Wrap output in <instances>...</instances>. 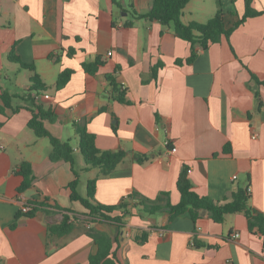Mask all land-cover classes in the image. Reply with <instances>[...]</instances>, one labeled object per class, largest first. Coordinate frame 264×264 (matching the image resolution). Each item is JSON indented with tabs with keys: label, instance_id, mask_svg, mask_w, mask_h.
I'll return each instance as SVG.
<instances>
[{
	"label": "crops",
	"instance_id": "1",
	"mask_svg": "<svg viewBox=\"0 0 264 264\" xmlns=\"http://www.w3.org/2000/svg\"><path fill=\"white\" fill-rule=\"evenodd\" d=\"M152 1L0 0V93L22 95L29 87L31 72L8 61L14 48L47 87L33 96L57 116L55 123H44L46 130L73 148L82 198L87 182L97 179L94 199L102 205L117 206L132 192L151 201L168 193L176 205L177 177L186 167L200 196L223 203L247 189L249 205L264 215V85L253 78L264 83V0L252 1L263 14L228 38L206 50L194 45L190 63L191 45L171 27L136 17ZM220 2L228 25L235 20L228 13H244L243 0ZM216 10V0H190L181 21L206 23ZM70 49L73 56L67 55ZM95 59L103 65L86 74L82 64ZM65 70L73 74L56 90ZM108 76L125 91V104L112 98ZM12 105L27 107L20 100ZM30 118L27 108L0 114V264H88L97 251L88 229L112 241L121 264H264L262 239L249 232L242 213L226 215L221 224L205 213L194 223L186 216L169 221L166 213L139 216L135 210L121 228L93 220L70 199V165L49 160V141L27 127ZM74 124L86 125L100 151L126 153L109 176L83 170ZM139 156L144 163L135 162ZM24 162L33 182L18 192ZM23 204L36 207L33 217L21 214ZM64 216L70 231L49 234L48 227ZM143 234L145 242H137Z\"/></svg>",
	"mask_w": 264,
	"mask_h": 264
},
{
	"label": "trees",
	"instance_id": "2",
	"mask_svg": "<svg viewBox=\"0 0 264 264\" xmlns=\"http://www.w3.org/2000/svg\"><path fill=\"white\" fill-rule=\"evenodd\" d=\"M112 1L115 2V0ZM252 1L243 0L244 13L242 16L238 17L236 12L228 13V15L235 18L230 25L226 22L227 14L224 12L220 0H216L217 10L215 15L206 23H182V10L190 0H153L150 10L144 14H136V17L148 21H156L163 26L171 27L175 36L191 45V54L186 60L190 63L196 57L194 45L198 44L203 50H206L210 45L219 43L223 37L228 38L247 19L262 15L263 12L257 11L252 7ZM235 2L236 0H231L232 5ZM73 54L74 51L72 49L67 52L68 56H73ZM7 58L9 62L17 64L20 69L31 72V76L29 78V87L24 94L9 95L5 91L0 93L2 103L0 114H3L6 109L12 110L13 113H17L23 108L30 110L31 118L27 123V127L36 137L48 139L51 147L49 153V160L51 162L62 161L70 165L75 177L68 185L70 199L71 201L79 202L87 211V215L93 220L113 223L121 228L124 220L134 215L133 210H135V214L139 216H153L166 213L169 221L186 216L194 223L205 213L214 223L221 224L226 215L242 213L247 220L249 232L258 234L261 237L264 248V215L249 205L250 195L248 190L238 189L233 193L230 200L223 203L214 202L210 198L200 196L193 191L192 184L187 177L186 167H183L177 177L176 188L180 195V201L176 205L170 203L168 193H163L157 200L151 201L137 192H132L129 196H126L117 206L102 205L94 199L97 179L87 182L86 196L84 198L79 196L77 192L78 173L74 169L73 148L69 141L55 138L46 130L44 123H55L57 116L51 108L45 109L42 105L38 104L33 96L44 93L47 87L42 83L36 73L35 67L21 61L14 48L9 52ZM102 65L103 63L99 59H95L91 63H83L82 69L86 74L92 76ZM157 68H152L153 77H156ZM72 74V70L61 72L57 77L55 89L60 90L63 88L70 80ZM253 78L258 85H264V83L259 82L254 76ZM107 79L111 85L112 98L120 104H125V91L116 87L111 76H108ZM14 100L23 101L27 107H14L12 105ZM103 110L101 109V111ZM73 127L78 137V151L85 164L83 170L96 168L99 170L100 177H106L126 158V153L123 151H100L95 146V136L87 131L85 124H74ZM145 160V157L139 156L135 159V162L142 164ZM18 174L22 178L18 192H24L33 182L30 165L26 162L22 163ZM29 206L31 209L24 216L31 218L36 211V207L33 204ZM70 229L71 225L68 223V217L64 216L58 225L48 227V232L49 234L65 235ZM87 235L97 247L96 253L89 257L88 264H121L116 258V249L113 250V243L109 238L92 229H88ZM145 240L146 234L136 239L139 243H143ZM194 245L195 247L202 246L197 241H194Z\"/></svg>",
	"mask_w": 264,
	"mask_h": 264
},
{
	"label": "built area",
	"instance_id": "3",
	"mask_svg": "<svg viewBox=\"0 0 264 264\" xmlns=\"http://www.w3.org/2000/svg\"><path fill=\"white\" fill-rule=\"evenodd\" d=\"M108 55H111V54H108ZM167 146L169 145V142H166L165 143ZM175 148H173L171 151L172 152H175ZM189 172V171H188ZM248 193H249V191H248ZM30 209H31V207L28 205V204H23L21 207H20V212L22 213V214H26V213H28L29 211H30ZM233 237H235V238H237L238 237V234H234L233 235Z\"/></svg>",
	"mask_w": 264,
	"mask_h": 264
},
{
	"label": "rangeland",
	"instance_id": "4",
	"mask_svg": "<svg viewBox=\"0 0 264 264\" xmlns=\"http://www.w3.org/2000/svg\"><path fill=\"white\" fill-rule=\"evenodd\" d=\"M72 144V143H71Z\"/></svg>",
	"mask_w": 264,
	"mask_h": 264
}]
</instances>
